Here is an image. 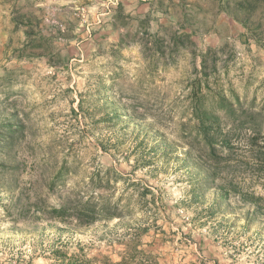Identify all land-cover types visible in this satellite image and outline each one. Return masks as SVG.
<instances>
[{
	"label": "rangeland",
	"instance_id": "obj_1",
	"mask_svg": "<svg viewBox=\"0 0 264 264\" xmlns=\"http://www.w3.org/2000/svg\"><path fill=\"white\" fill-rule=\"evenodd\" d=\"M234 7L0 0V264H264V40ZM202 61L233 110L216 171L193 130ZM98 196L118 215L85 228L36 210Z\"/></svg>",
	"mask_w": 264,
	"mask_h": 264
},
{
	"label": "trees",
	"instance_id": "obj_2",
	"mask_svg": "<svg viewBox=\"0 0 264 264\" xmlns=\"http://www.w3.org/2000/svg\"><path fill=\"white\" fill-rule=\"evenodd\" d=\"M228 3L227 1L226 8L230 9ZM260 6L264 9V0H235L233 18L234 21L242 24L251 35L264 40V30H262L261 25L253 27L249 21L252 9ZM201 65L203 78H198L193 82L191 95L193 99L192 113L196 122L193 130L196 133V137L201 138L202 145L206 153H208L210 162L213 164L211 168L216 171L220 165L218 154L231 148L233 133L232 129L227 130V132L224 131L223 126L225 124H223V121H221V118L216 113L226 111V114H232L233 110L226 103V99L219 93L218 89L215 91L207 89L208 81L206 79H208L209 74L207 73L206 62L202 61ZM205 100H209L208 106H205ZM63 176L64 171L61 170L55 180H53L54 184L52 183L51 186L53 187ZM233 190L231 189L230 191ZM246 196L251 199L255 198L253 194H246ZM36 210L40 211L46 218L58 220L70 225L72 228H85L96 222L111 219L118 215L116 208L111 207L104 196L89 197L84 202L82 200L66 198L57 208L42 207ZM128 262L127 257H123L117 263H110L104 260L102 264H129Z\"/></svg>",
	"mask_w": 264,
	"mask_h": 264
}]
</instances>
